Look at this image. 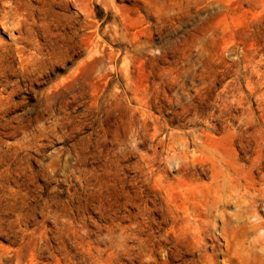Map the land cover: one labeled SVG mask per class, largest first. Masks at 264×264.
Segmentation results:
<instances>
[{
    "label": "rangeland",
    "instance_id": "374dc122",
    "mask_svg": "<svg viewBox=\"0 0 264 264\" xmlns=\"http://www.w3.org/2000/svg\"><path fill=\"white\" fill-rule=\"evenodd\" d=\"M52 1H0V264H264V0Z\"/></svg>",
    "mask_w": 264,
    "mask_h": 264
},
{
    "label": "bare ground",
    "instance_id": "6f19581e",
    "mask_svg": "<svg viewBox=\"0 0 264 264\" xmlns=\"http://www.w3.org/2000/svg\"><path fill=\"white\" fill-rule=\"evenodd\" d=\"M1 1V0H0ZM18 1V0H17ZM23 1V0H22ZM26 1V0H25ZM54 1V0H53ZM52 1V2H53ZM70 1V0H69ZM69 1L68 0H55V2H57V3H59V4H57V6H69ZM55 2H54V4H55ZM84 2V1H83ZM90 2V1H89ZM75 3V2H74ZM25 4H27L26 2H25ZM50 4V3H49ZM79 4V3H78ZM84 4V3H83ZM85 4H86V2H85ZM84 4V7H86L87 5H85ZM88 4V6H89V4L90 3H87ZM23 5V4H22ZM24 6V5H23ZM29 6V5H28ZM88 6L86 7V8H88ZM56 7V6H55ZM90 7V6H89ZM26 8V7H25ZM28 8V7H27ZM32 8V7H31ZM61 8H65L66 9V7H61ZM69 8V7H68ZM85 8V9H86ZM19 9V6L17 7V10ZM88 9H90V8H88ZM88 9H86V12L88 11ZM67 10V9H66ZM22 12H24L23 10H22ZM27 12V11H26ZM89 12V11H88ZM87 14H91V13H87ZM29 15V14H28ZM28 19V18H27ZM76 19V18H75ZM79 20V19H78ZM24 21V20H23ZM27 23H28V21H26ZM22 23V24H21ZM76 23V22H75ZM18 24H19V22H18ZM19 25H21V28L22 27H24V23L23 22H20V24ZM23 25V26H22ZM27 25V24H26ZM29 25V24H28ZM64 29V28H63ZM22 30L23 29H21L20 31L22 32ZM76 30V29H75ZM25 32V31H24ZM22 35H24L23 33H21ZM64 34V33H63ZM56 34H48L46 37H47V42L48 43H46V44H50V45H54V43H57V40H54V36H55ZM21 36V35H20ZM23 37V36H22ZM22 37H19V38H22ZM45 37V38H46ZM91 40H94L93 38L91 39ZM91 40H90V43H88L89 44V46H88V49H89V53L91 54V55H94V54H96L97 53V48H96V44H94L93 43V41L91 42ZM45 44V45H46ZM87 44V45H88ZM95 57V56H94ZM78 72H73V74L72 75H75V74H77ZM77 77V75L75 76V78ZM33 82V79L31 78V83ZM60 88V90L61 89H65V90H70L71 89V91L73 90V89H75V87H70V86H68L65 82H61L60 84L58 83V86H57V88ZM15 91V90H14ZM70 92V91H69ZM77 96V95H76ZM76 98V97H75ZM72 100V99H71ZM97 103V102H96ZM13 107V106H12ZM8 109V108H7ZM7 109H5V111L7 110ZM9 109H10V107H9ZM10 110H12V109H10ZM4 111V112H5ZM8 111V110H7ZM6 111V112H7ZM68 118H70V117H68ZM67 118V119H68ZM58 119L60 120V122H61V125L64 127V125L66 124V122L64 121V119L63 118H61V117H58ZM66 119V121H68ZM41 145H45V144H41ZM47 145H45L44 147H46ZM40 147H42V146H40ZM43 149V148H42ZM41 149V150H42ZM19 148H13L12 146L11 147H9V148H3V147H1L0 146V166H2V165H7V166H9V167H13V166H15L14 164H16V163H18L19 161H21V162H26L28 159H30V155H29V152H25V153H23V151H21L23 154H21L20 152H19ZM81 158V157H80ZM27 159V160H26ZM3 170V169H2ZM1 170V171H2ZM5 170V169H4ZM7 172V171H6ZM2 173V172H1ZM8 173H10V175H11V178L12 177H14V172L12 171V169L10 170V172L8 171ZM9 177V176H8ZM6 178V177H5ZM7 181V180H6ZM1 182V181H0ZM4 186V185H3ZM8 195V194H7ZM11 196V195H10ZM12 197H14V196H12ZM9 199V198H8ZM9 201V200H8ZM11 201V200H10ZM3 203H4V199H3V197H2V195H0V209H1V206L3 205ZM8 203V202H7ZM9 204V203H8ZM15 206H16V204H15ZM7 207V206H6ZM28 208H29V206H28ZM6 210V209H5ZM3 211V210H2ZM27 213V212H26ZM28 216V215H27ZM4 217V216H3ZM2 225V224H1ZM9 251V250H8Z\"/></svg>",
    "mask_w": 264,
    "mask_h": 264
}]
</instances>
